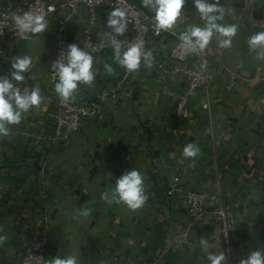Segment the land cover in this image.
<instances>
[{
    "label": "crops",
    "instance_id": "1",
    "mask_svg": "<svg viewBox=\"0 0 264 264\" xmlns=\"http://www.w3.org/2000/svg\"><path fill=\"white\" fill-rule=\"evenodd\" d=\"M237 1L220 0L225 16L219 23L232 24L239 12ZM131 2L155 16L142 0ZM253 3L264 12V0ZM182 15L183 21L173 29L178 34L204 23L193 0H185ZM256 32L237 34L222 58L225 66L235 67L239 61L241 76L251 84L238 93L223 81L216 82L211 117L188 104L194 126L191 139L176 142L168 128L171 102L159 95L152 103L142 85L114 111L106 112L101 123L83 120L65 144L51 141L53 124L48 115L55 107L44 84L54 54L52 24L47 21L45 32L28 41H3L5 64L11 65L17 56L32 58V74L20 85L23 93L38 87L43 100L19 125L10 126V137L0 138V235L8 237L0 246V264H14V255L27 241L28 222L38 219L40 210L47 215L43 264L68 255H75L79 264H151L156 257L164 264H210L207 256L221 252L228 264H239L250 252L264 251V61L247 44ZM165 39L158 49L161 56ZM216 42L214 37L210 51ZM82 90L88 93L80 89L79 94L86 96ZM150 116L152 124L147 123ZM188 143L201 149L194 162L183 157ZM33 160L39 170L29 165ZM132 169L145 177V206L133 212L122 204L108 205L101 194ZM176 173L196 189L215 192L220 203L234 212L238 229L230 232V251L219 236L207 239L208 252L197 237L190 238L189 246L165 247L184 224L181 194L167 192V180ZM41 193L45 198L40 199ZM82 206L91 209L88 217L78 215Z\"/></svg>",
    "mask_w": 264,
    "mask_h": 264
},
{
    "label": "built area",
    "instance_id": "2",
    "mask_svg": "<svg viewBox=\"0 0 264 264\" xmlns=\"http://www.w3.org/2000/svg\"><path fill=\"white\" fill-rule=\"evenodd\" d=\"M237 5L239 12L232 24L237 25L238 34L244 30L255 32L264 28V12L254 6L253 0H238ZM116 10L125 13L127 25L125 34L118 37L122 42V51L135 43H141L145 50L153 53L151 69L145 68L142 62L138 73L129 74L116 62L108 35L112 32L108 26L109 19H119L112 17ZM26 12L44 15L46 21L52 24V63L62 53H66L68 45L73 43L93 56L96 72L94 84L91 87L80 86V89L88 91L92 100L88 95L78 93L74 101L61 103L55 92L58 77L53 74L51 67L45 73L44 89L48 91L55 107V112L48 115L53 124L51 141L65 144L77 132L83 120L101 123L106 112L114 111L122 99L129 93H136L141 85L145 98L152 103L159 95L171 102L169 133L175 142L187 141L191 139L194 129L188 104L191 103L196 112L210 118V111L215 108V103L210 99L216 82L223 81L230 91L236 90L238 93L242 91L240 87L251 84L250 79L241 76L239 61L235 67L222 64V58L230 48H221L217 41L213 51L208 47L204 50H185L181 46L182 34L174 30L157 34L153 28L155 16L128 0H5V3H0V76H9L12 71L11 65L4 62L3 41L25 42L33 36L32 33L26 36L20 33L15 23V16H23ZM203 26L204 23L200 25ZM162 38L165 39L162 45L166 46L164 56L158 53ZM104 55L105 65L115 70L112 75H107L105 66L101 65ZM32 71L31 65L24 75L28 76ZM147 85H153L154 89H148ZM17 87L23 93L21 85L17 84ZM147 123H154L152 116ZM167 192L181 194V202L185 207L184 224L172 239L166 241L165 247L178 244L189 246L191 237L213 240L219 236L226 245V251H230L228 239L230 232L238 229L237 217L220 203L215 192L196 189L191 182L186 183L185 179H181L180 173L168 178ZM39 197L42 199L45 195L41 193ZM46 216L40 210L38 219L29 220L27 241L14 255V264H43L44 248L48 240ZM164 263L156 257L151 264Z\"/></svg>",
    "mask_w": 264,
    "mask_h": 264
},
{
    "label": "clouds",
    "instance_id": "3",
    "mask_svg": "<svg viewBox=\"0 0 264 264\" xmlns=\"http://www.w3.org/2000/svg\"><path fill=\"white\" fill-rule=\"evenodd\" d=\"M144 7L155 12V23L153 28L156 33L171 31L184 19L182 9L185 0H142ZM194 8L204 21V26H192L190 30L182 33L180 39L185 50H204L215 37L221 48H231L234 38L238 34V27L235 24L224 25L219 23L225 16V9L220 5V0H193ZM108 26L112 28L109 33L110 44L114 50L115 60L127 73H138L141 64L147 69L153 66V53L145 50L141 43H135L127 50L122 51V42L118 37L123 36L127 31L125 13L116 10L112 13ZM15 23L20 33L42 34L47 28V21L44 15H33L26 12L23 16H15ZM249 50L256 53L258 60L264 61V30L257 31L247 41ZM32 58L30 56H17L11 63L9 76H0V138L10 137L11 127L22 122L24 115L33 108H39L43 97L41 90L37 87L31 92L22 93L17 84L24 83L25 75L30 70ZM51 69L58 77L55 84V92L58 94L61 103L74 101L80 91V86L91 87L96 78L93 67V56L82 50L77 44L68 45L66 53L55 60ZM107 75H112L114 69L105 65ZM16 82V83H13ZM201 155V149L195 143H188L183 148L184 159L193 162ZM101 199L108 205H124L135 212L142 209L147 200L145 177L140 171L132 169L125 172L115 181V186L101 194ZM91 209L82 206L78 211L79 216L88 217ZM3 229H0L2 232ZM6 234L0 235V246L7 241ZM199 244L204 252H208L209 242L207 238H201ZM210 264H228L223 252L219 255L209 254L207 256ZM47 264H79L75 255H68L63 258L57 256L47 261ZM239 264H264V251L259 249L252 251L246 258H242Z\"/></svg>",
    "mask_w": 264,
    "mask_h": 264
},
{
    "label": "water",
    "instance_id": "4",
    "mask_svg": "<svg viewBox=\"0 0 264 264\" xmlns=\"http://www.w3.org/2000/svg\"><path fill=\"white\" fill-rule=\"evenodd\" d=\"M82 92H84V90H82ZM85 94H87L88 95V97L92 100V97H91V95L90 94H88L87 92H84ZM29 165H31V166H34L36 169H38L39 170V168H38V166H36V162H35V160H33L32 162H30V164Z\"/></svg>",
    "mask_w": 264,
    "mask_h": 264
},
{
    "label": "trees",
    "instance_id": "5",
    "mask_svg": "<svg viewBox=\"0 0 264 264\" xmlns=\"http://www.w3.org/2000/svg\"><path fill=\"white\" fill-rule=\"evenodd\" d=\"M128 1H131V0H128Z\"/></svg>",
    "mask_w": 264,
    "mask_h": 264
}]
</instances>
